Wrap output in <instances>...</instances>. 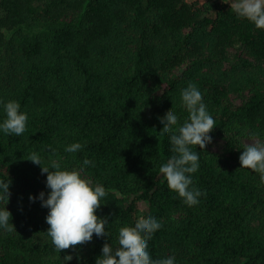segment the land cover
Masks as SVG:
<instances>
[{"label":"trees","instance_id":"16d2710c","mask_svg":"<svg viewBox=\"0 0 264 264\" xmlns=\"http://www.w3.org/2000/svg\"><path fill=\"white\" fill-rule=\"evenodd\" d=\"M226 2V1H225ZM189 82L215 120L199 151L187 206L159 168L174 154L160 122L188 117ZM0 100L28 114L21 137L0 133V179L11 180L7 210L15 231L0 230V264H95L119 231L155 217L153 259L176 264H264V187L239 170L245 145L264 142V29L236 16L223 0H0ZM3 107L0 106V120ZM178 125V126H179ZM228 138L221 152L211 149ZM73 143L81 149L65 151ZM194 150L195 146H193ZM58 162L101 184L98 218L107 237L56 251L47 230L41 166ZM51 170V169H50ZM115 250V249H114ZM79 258V259H77Z\"/></svg>","mask_w":264,"mask_h":264},{"label":"clouds","instance_id":"9594fccd","mask_svg":"<svg viewBox=\"0 0 264 264\" xmlns=\"http://www.w3.org/2000/svg\"><path fill=\"white\" fill-rule=\"evenodd\" d=\"M223 3H231V10L238 18L253 23L257 29H264V0H223ZM181 101L188 113L184 123L179 125L178 116L172 110L160 122V134L169 138L170 150L174 154L160 166L159 172L169 190L182 198L187 206L193 207L198 205L202 195L199 189L193 187L192 179V174L200 167L197 147L203 150L212 143L210 133L216 127L195 84L189 82L182 90ZM0 106L3 107L4 117L0 120V133L21 137L26 131L28 114L21 111V105L16 101L5 103L0 100ZM80 149L79 143H73L65 151L75 153ZM27 160L41 166L42 174H47V198L45 192H41L38 197L30 196L29 200L35 202L38 199L41 206L48 209L45 219L50 227L46 233L56 251L61 253L62 250L91 242L94 234L98 238L107 237L105 227L109 222L107 218L96 215L106 190L103 185H93L91 180L81 175L85 167L94 166L93 161L85 159L79 169L61 170L60 164L55 161L50 162V167H43L42 157L35 151L29 154ZM239 163V170L247 169L250 170L247 174H259L260 186L264 187V142L245 146ZM10 185V179H0V230L16 232L11 223L12 214L6 207L11 195ZM161 227L162 224L150 216L140 220L131 230L119 231L115 246L105 243L102 255L95 264H176L174 255L153 259L148 251L149 241ZM72 260V255H65L61 264H69Z\"/></svg>","mask_w":264,"mask_h":264},{"label":"rangeland","instance_id":"374dc122","mask_svg":"<svg viewBox=\"0 0 264 264\" xmlns=\"http://www.w3.org/2000/svg\"><path fill=\"white\" fill-rule=\"evenodd\" d=\"M188 1L191 2L192 0H188ZM225 1L227 2V0ZM229 4L231 5V3ZM239 141L245 146L259 142L258 140L247 139V138L240 139ZM228 142H229L228 138H218L216 142L213 144V146L211 147V149L216 152H221L223 149L227 148Z\"/></svg>","mask_w":264,"mask_h":264}]
</instances>
